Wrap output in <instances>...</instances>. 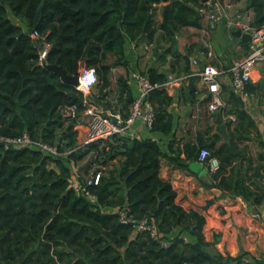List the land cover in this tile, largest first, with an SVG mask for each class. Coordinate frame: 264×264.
<instances>
[{
    "label": "trees",
    "instance_id": "1",
    "mask_svg": "<svg viewBox=\"0 0 264 264\" xmlns=\"http://www.w3.org/2000/svg\"><path fill=\"white\" fill-rule=\"evenodd\" d=\"M158 1L0 0V135L16 137L25 131L60 150L74 147L76 122L62 118L57 108L77 103L82 109L81 94L46 64L58 65L68 75L82 67L95 69L94 86L107 94L114 62L126 65L128 40L152 41L160 29L168 44L167 55L173 53L174 33L183 27H202L197 12L204 7L200 0H169L157 28L152 5ZM248 2L250 24L262 25L264 0ZM10 13L25 23L26 32L10 19ZM34 31L42 39L32 38ZM41 40L49 44L42 63ZM109 57L113 63L106 62ZM144 75L151 83H160L166 76L154 67ZM189 79L182 94L186 100H190L187 94L194 98L196 91L193 80L197 76ZM222 92L221 115L235 118L223 121L227 140L216 132L204 142L200 133V146H186L184 153L194 159L201 148L209 149L220 162L211 186L230 198L239 195L253 205H264V144L258 141L259 132L242 98L227 87ZM117 95L120 110L126 114L132 96L125 87ZM148 98L154 110L150 129L170 133L173 118L165 107L172 97L155 88ZM250 135L260 147L255 156L238 144ZM108 145V150H99L98 143H91L65 157H51L30 148H4L0 143V264H264L243 254L210 251L203 233L204 216L176 203L171 184L158 175L160 158L166 154L157 141L114 137ZM95 149L99 150L96 159L88 155ZM87 155L80 173L90 175L93 162L103 167L97 184L89 186L98 204L70 188L72 164L78 166ZM114 159L116 166L108 168ZM100 207L124 208L126 216L135 220L152 219L156 236L146 230L133 233L132 223H122L118 213Z\"/></svg>",
    "mask_w": 264,
    "mask_h": 264
},
{
    "label": "crops",
    "instance_id": "2",
    "mask_svg": "<svg viewBox=\"0 0 264 264\" xmlns=\"http://www.w3.org/2000/svg\"><path fill=\"white\" fill-rule=\"evenodd\" d=\"M169 2L159 0L152 5L153 23L157 28L163 20V8ZM200 2L207 10V15L201 17L202 27H183L174 33L176 47L171 42L173 53L164 55L168 44L163 41V31L160 29L156 31L152 41L145 38L128 40L125 44V66L114 62L112 57L106 59L107 63L114 62L109 73L111 85L108 93L105 94V90L99 94L95 86L92 87L91 93L97 90V94L92 93L97 95L96 105L103 113L111 114L113 109L110 101L118 96L121 89L125 87L132 99L140 94V88L134 80L135 74L144 75L148 68L154 67L166 76L169 74L186 76V80L179 85L171 87L168 91L164 90L172 97L171 103L165 107L173 118L170 133L154 132L147 124L135 120L132 125L134 137L151 138L159 143L166 156L160 158L158 175L171 184L176 193V203L185 210L192 209L204 216L203 233L205 240L210 243V251L230 256L243 254L249 260H264V205H253L239 195L230 198L221 190L226 195L222 198L219 195L220 191L211 186L212 173L207 167L197 158H187L184 153L186 146L193 144L197 148L200 146V133L203 141L208 142L214 133L219 132L215 114L208 111L209 95L199 81V72L205 65L216 66L221 70L217 76L221 91L222 87L230 88L227 68L232 61L246 55L248 41L232 35V31L237 28L227 25V21L237 14L249 24L252 21L248 0H200ZM210 15L214 16L213 20L210 19ZM9 17L23 31H27L25 23L11 13ZM190 46L193 47L192 51H188ZM209 50L212 52L211 56L207 54ZM191 58L196 60L195 65L190 64ZM192 76H197V80H193L196 88L195 97L191 98L186 93L190 99L186 100L182 94L190 83L189 77ZM242 100L244 110L251 116L259 132L258 141L264 144V61L254 68L247 95ZM74 127L77 129L78 142L83 128L78 124ZM208 127L210 129L207 131ZM238 144L247 146L248 154L251 156H255L260 150L257 140L252 135L248 140L238 141ZM88 155L82 161H78V167L88 159ZM116 164L117 159H114L110 165L115 167ZM81 175L86 176L83 173Z\"/></svg>",
    "mask_w": 264,
    "mask_h": 264
},
{
    "label": "built area",
    "instance_id": "3",
    "mask_svg": "<svg viewBox=\"0 0 264 264\" xmlns=\"http://www.w3.org/2000/svg\"><path fill=\"white\" fill-rule=\"evenodd\" d=\"M197 12L201 16L207 15V10L204 7L197 8ZM209 17L211 20L214 19L213 15H210ZM227 25L234 26L237 29H240L241 32L250 34L248 52L246 55L232 61L231 65L227 68L230 89L243 99V97L247 95V86L251 80L254 68L256 65L264 61V23L260 26H253L237 14L233 19L227 21ZM31 37L36 40L42 39V37L35 31L31 34ZM40 45L39 61L42 63L46 57L49 44L42 41ZM207 54L208 56H211L212 52L209 50ZM190 64L195 65L196 60L191 58ZM89 69L92 68L82 67L79 70L77 79L78 82L77 85H75L76 90H78L81 94V103L83 108L79 109L77 103L61 104L57 108V112L62 118L75 121L76 124L82 126L83 128L81 138L74 147L60 150L58 145L49 144L38 137L33 138L25 131L16 137H6L0 135V143L3 144V147L30 148L43 155L51 157H65L77 150L86 149L91 143H98L99 150H101V148L108 150V143L111 142L114 137L129 139L135 138L132 130V125L135 120H140L148 126L151 125L154 118L153 106L148 98V94L151 90L160 88L168 91L171 87L177 86L186 80V76L169 74L165 76L162 82L151 83L146 75L135 74L134 80L136 85L140 88V94L133 98L128 107L127 113L123 114L121 112L120 104L117 100V96H115V98L110 101L111 108L113 109L112 113L105 114L95 103L97 95H93L90 91L91 89L89 91L83 90L81 77ZM220 72L221 70L216 66L208 64L204 66L198 76L200 83L210 96L208 102V111L210 113H215L218 110L220 111V108L225 104L221 97L222 91L220 84L217 81V76ZM113 81L115 82L116 78H114ZM92 87H94V85ZM222 117L225 121L227 119L234 121L235 119L233 115H222ZM99 150H92L89 152V155L96 159L98 157ZM197 159L200 163L204 164L212 174L219 168L220 162L218 158L213 156L207 148H201L199 150ZM92 168H99V171H93L92 169L90 175L82 177L85 179V181L82 182L80 181L79 175H81V173L79 171V167L72 164L70 188H72L77 195L84 197L89 202L98 204L97 197L95 194L90 192L89 186L97 184L101 174L100 169H103V167H99V165L93 162ZM100 208L103 211L118 213L119 220L122 223H132L133 233L146 230L150 232L152 236H156L157 229L152 219H148L147 217H143L138 220L131 217L128 218L124 208Z\"/></svg>",
    "mask_w": 264,
    "mask_h": 264
},
{
    "label": "water",
    "instance_id": "4",
    "mask_svg": "<svg viewBox=\"0 0 264 264\" xmlns=\"http://www.w3.org/2000/svg\"><path fill=\"white\" fill-rule=\"evenodd\" d=\"M164 16H165V11H164ZM232 35H234L236 37H240V38L245 39L247 41H249V39H250V34L241 32L240 29L232 31ZM172 44L176 47V38L174 36L172 37ZM39 47H40V44H38V48ZM46 68H48L49 70H51L53 72H56L60 76L61 80L64 83L70 84L73 86L77 85V82H78L77 79H78V74H79L78 69L75 70L74 74L68 75L65 73V71L60 66L55 65V64H46ZM215 122L219 125V132L222 135V137L224 139H227L228 133L226 130V125L222 120V115H221V112L219 110L215 112ZM218 190L220 191L219 195L222 198H225L226 195L223 192H221V189H218ZM56 206L57 205H55V209H56Z\"/></svg>",
    "mask_w": 264,
    "mask_h": 264
},
{
    "label": "clouds",
    "instance_id": "5",
    "mask_svg": "<svg viewBox=\"0 0 264 264\" xmlns=\"http://www.w3.org/2000/svg\"><path fill=\"white\" fill-rule=\"evenodd\" d=\"M40 47H39V50H40ZM78 73H79V69H78ZM97 80H98V77L96 76L95 69H89L88 71H86L84 75L81 77V83L83 85V90L89 91L91 87L97 83Z\"/></svg>",
    "mask_w": 264,
    "mask_h": 264
},
{
    "label": "rangeland",
    "instance_id": "6",
    "mask_svg": "<svg viewBox=\"0 0 264 264\" xmlns=\"http://www.w3.org/2000/svg\"><path fill=\"white\" fill-rule=\"evenodd\" d=\"M91 90H92V88H91ZM91 90H90V91H91ZM92 93H93V94H95V93L97 94V90H96V91H92ZM98 93H99V92H98ZM99 94H100V93H99ZM80 120H81V118H80ZM75 126H76V125H75ZM108 168L111 169V168H112V165L108 166Z\"/></svg>",
    "mask_w": 264,
    "mask_h": 264
}]
</instances>
